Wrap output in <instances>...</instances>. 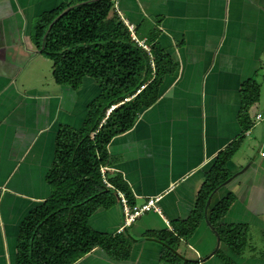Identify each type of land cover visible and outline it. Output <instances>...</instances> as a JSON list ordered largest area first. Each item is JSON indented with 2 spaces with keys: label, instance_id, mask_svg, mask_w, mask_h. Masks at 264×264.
Returning a JSON list of instances; mask_svg holds the SVG:
<instances>
[{
  "label": "crops",
  "instance_id": "crops-1",
  "mask_svg": "<svg viewBox=\"0 0 264 264\" xmlns=\"http://www.w3.org/2000/svg\"><path fill=\"white\" fill-rule=\"evenodd\" d=\"M71 1L0 0V264L16 263L24 220L51 196L47 175L59 130H79L101 93L91 78L77 91L59 86L54 63L32 41L39 19ZM119 8L136 36L146 41L154 35L177 65L157 103L108 146L109 172L122 176L135 205L162 196L160 212L118 234L124 225L120 202L100 209L90 219L92 229L126 237L130 257L114 260L95 248L75 264H168L164 246L148 233H172L190 219L217 157L240 140L227 165L231 181L210 196L209 217L234 195L222 224L249 228L246 249L239 257L218 247L205 219L179 253L187 261L182 264H229L219 251L232 264H264V0H121ZM250 80L261 98L246 129L242 92Z\"/></svg>",
  "mask_w": 264,
  "mask_h": 264
},
{
  "label": "trees",
  "instance_id": "trees-1",
  "mask_svg": "<svg viewBox=\"0 0 264 264\" xmlns=\"http://www.w3.org/2000/svg\"><path fill=\"white\" fill-rule=\"evenodd\" d=\"M137 37L144 40L142 35ZM32 41L38 52L54 63L59 86L77 91L85 78H91L101 93L88 105L79 130L68 126L59 130L47 175L51 196L24 220L15 264H75L95 248L104 249L114 260H127L131 243L126 237L100 234L90 225L97 211L117 205L119 192L135 206L122 176L109 171L103 176L101 170L112 165L111 141L130 131L140 114L157 103L165 77L174 73L177 65L154 35L146 40L151 55L132 39L114 0H72L39 19ZM242 94L241 118L249 129V111L260 101L261 90L250 80ZM241 145L242 140L234 142L219 154L190 219L176 224L172 233H148L151 240L164 246L166 263L187 262L179 247L205 220L210 196L232 177L227 165ZM234 202V195L220 202L210 214V225L220 243L240 257L248 245L249 228L222 224ZM216 255L232 264L222 252Z\"/></svg>",
  "mask_w": 264,
  "mask_h": 264
},
{
  "label": "built area",
  "instance_id": "built-area-1",
  "mask_svg": "<svg viewBox=\"0 0 264 264\" xmlns=\"http://www.w3.org/2000/svg\"><path fill=\"white\" fill-rule=\"evenodd\" d=\"M120 1L121 0H114L116 12L118 13V15L120 16L122 21L125 23V25L129 28L131 35H132V39L134 41H136L141 48L148 51L150 54L151 50H150L149 46L146 44V41H144V40L141 41L137 38V36L135 34L134 26L129 24V22L125 19L123 13L121 12V10L119 8ZM262 117L263 116L260 114V115H258L257 118H258V120H260V119H262ZM101 171H102V174L104 176V174L107 171H109V168H102ZM104 181L109 188H112V186L110 184H108L106 180H104ZM118 198H119V202H120V204L123 208V212H124V225L118 231V234L123 233L126 228L131 227L139 218H141L145 214L150 213V212H157V213L160 212V209L158 207V203L161 201L162 196L152 197V198L148 199L144 204L135 205V206H131L129 203V200L127 199L125 194H123L121 192L118 193Z\"/></svg>",
  "mask_w": 264,
  "mask_h": 264
},
{
  "label": "water",
  "instance_id": "water-1",
  "mask_svg": "<svg viewBox=\"0 0 264 264\" xmlns=\"http://www.w3.org/2000/svg\"><path fill=\"white\" fill-rule=\"evenodd\" d=\"M231 181V178L229 179V180H227L226 182H225V184H228L229 182ZM212 198L213 197H210L209 198V200H208V202H207V206H208V209H207V211H206V223L211 227V225H210V217H209V207H210V205H211V203H212ZM218 237V236H217ZM218 242H219V246L218 247H220V238L218 237Z\"/></svg>",
  "mask_w": 264,
  "mask_h": 264
},
{
  "label": "rangeland",
  "instance_id": "rangeland-1",
  "mask_svg": "<svg viewBox=\"0 0 264 264\" xmlns=\"http://www.w3.org/2000/svg\"><path fill=\"white\" fill-rule=\"evenodd\" d=\"M259 252H261V251H259Z\"/></svg>",
  "mask_w": 264,
  "mask_h": 264
}]
</instances>
